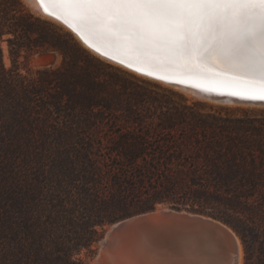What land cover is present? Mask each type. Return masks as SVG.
<instances>
[{"label":"trees","instance_id":"1","mask_svg":"<svg viewBox=\"0 0 264 264\" xmlns=\"http://www.w3.org/2000/svg\"><path fill=\"white\" fill-rule=\"evenodd\" d=\"M40 52L61 61L19 71ZM160 205L226 223L264 264V108L190 100L0 0V264H88L109 224Z\"/></svg>","mask_w":264,"mask_h":264},{"label":"snow or ice","instance_id":"2","mask_svg":"<svg viewBox=\"0 0 264 264\" xmlns=\"http://www.w3.org/2000/svg\"><path fill=\"white\" fill-rule=\"evenodd\" d=\"M90 48L186 76L213 72L264 90V0H34ZM110 58V57H109ZM135 264H221L215 253L145 238Z\"/></svg>","mask_w":264,"mask_h":264},{"label":"water","instance_id":"3","mask_svg":"<svg viewBox=\"0 0 264 264\" xmlns=\"http://www.w3.org/2000/svg\"><path fill=\"white\" fill-rule=\"evenodd\" d=\"M51 7L53 6L39 5L38 9L48 14ZM51 16L56 18L55 14ZM58 20L64 23L62 19ZM74 34L81 40L76 33ZM90 49L104 59L139 75L190 93L198 99L221 104L264 106V90L217 83L203 77L183 76L173 71L151 70L148 67L128 64L121 61L118 56H111L110 53L101 54L93 48ZM145 238L161 241L177 238L181 244L191 247L194 253L201 250L215 253L221 264H242L243 260L241 240L229 225L201 213L164 205L109 224L97 240V248L88 264H135L138 259V248ZM193 264L198 262L194 260Z\"/></svg>","mask_w":264,"mask_h":264},{"label":"rangeland","instance_id":"4","mask_svg":"<svg viewBox=\"0 0 264 264\" xmlns=\"http://www.w3.org/2000/svg\"><path fill=\"white\" fill-rule=\"evenodd\" d=\"M22 2L24 3V5L31 12L35 13L36 15H39L40 17H42V18H44L46 20H49L50 22L54 23L55 25L61 27L64 31L70 32L74 36V34L69 29H67L65 26H63L61 23H59V22H57V21H55L53 19L47 18L45 16H42L39 13H36V11L33 10V8L30 6V4L26 0H22ZM74 38L80 43V41L75 36H74ZM1 44H2V61H3V64H4V66L6 68L12 67L13 66V62H12V58H11V56L9 54V51H8L7 43L5 41H3ZM83 47L86 48L84 45H83ZM87 50L89 52L93 53L89 49H87ZM96 56H98V55H96ZM99 58L104 60V61H106V62H109V63H111L113 65H116V66H118V67H120V68H122L124 70H127L128 72L133 73V74H135V75H137V76H139L141 78L149 79V80H151L153 82H157V83L161 84L162 86L175 89L178 92L184 94L190 100H202V99H198V98H196V97H194L192 95L190 96L187 93H185V92H183V91H181V90H179L177 88H174V87H172L170 85H167V84L161 83L159 81H156V80L144 77L142 75L136 74L133 71H130V70L126 69V68H123L122 66L117 65L115 63H112V62H110V61H108V60H106V59H104L102 57H99ZM60 61H61V55L59 53H57V52H40V53H35V54L31 55L27 59L24 58L23 56H20L19 63H18V69H19L20 72L26 73V72L33 71V70H35L37 68H41V67H44V66H49V65L57 66L60 63ZM203 101H206V100H203ZM207 102L208 103H212L214 105L241 106V107H249V108H264V106H246V105L221 104V103H216V102H211V101H207ZM96 248H97V243H95V245L93 246L94 250H96ZM83 256H84V253H83ZM91 258H92V255L86 257L87 263H89Z\"/></svg>","mask_w":264,"mask_h":264},{"label":"bare ground","instance_id":"5","mask_svg":"<svg viewBox=\"0 0 264 264\" xmlns=\"http://www.w3.org/2000/svg\"><path fill=\"white\" fill-rule=\"evenodd\" d=\"M30 6L33 8L34 11H36V13H39L40 15L42 16H45L47 18H50V19H53L59 23H61L63 26H65L67 29H69V27H67L64 23H62L60 20H58L57 18L51 16V15H48L44 12H42L40 9H38V6L37 4L34 3V0H26ZM70 30V29H69ZM71 31V30H70ZM72 32V31H71ZM73 33V32H72ZM74 34V33H73ZM74 36L80 41V43L82 45H84L87 49H89L90 51H92L90 49V47H88L87 45H85L75 34ZM94 54L98 55L97 53H95L94 51H92ZM99 57H102L100 55H98ZM103 58V57H102ZM107 60V59H106ZM109 61V60H108ZM111 62V61H110ZM113 63V62H112ZM124 68V67H123ZM131 71V70H130ZM135 73V72H134ZM137 74V73H136ZM179 74V73H178ZM182 75V74H181ZM184 76V75H183ZM186 76V75H185ZM145 77V76H144ZM201 78V77H200ZM203 78H206L210 81H213V82H217V83H222V84H229V85H235V86H239V87H242V88H247V89H252V90H260L259 88H249L245 81L242 79V78H237V77H234L232 74L230 73H220V72H213L212 75L208 76V77H203ZM188 95L191 96L190 93H187ZM161 206V205H160ZM240 248V256L242 255V251H241V245L239 246Z\"/></svg>","mask_w":264,"mask_h":264}]
</instances>
